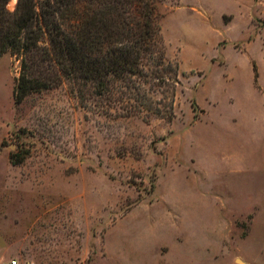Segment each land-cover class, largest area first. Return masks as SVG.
I'll return each instance as SVG.
<instances>
[{
  "label": "rangeland",
  "instance_id": "1",
  "mask_svg": "<svg viewBox=\"0 0 264 264\" xmlns=\"http://www.w3.org/2000/svg\"><path fill=\"white\" fill-rule=\"evenodd\" d=\"M161 13L171 118L105 113L46 51L29 76L52 85L17 103L0 56V264H264V0Z\"/></svg>",
  "mask_w": 264,
  "mask_h": 264
},
{
  "label": "trees",
  "instance_id": "2",
  "mask_svg": "<svg viewBox=\"0 0 264 264\" xmlns=\"http://www.w3.org/2000/svg\"><path fill=\"white\" fill-rule=\"evenodd\" d=\"M9 1L0 0V56L22 58L17 103L52 85L29 76L28 58L46 51L66 77L95 89L105 113L174 116L180 65L167 56L160 26L169 0H19L15 11Z\"/></svg>",
  "mask_w": 264,
  "mask_h": 264
},
{
  "label": "built area",
  "instance_id": "3",
  "mask_svg": "<svg viewBox=\"0 0 264 264\" xmlns=\"http://www.w3.org/2000/svg\"><path fill=\"white\" fill-rule=\"evenodd\" d=\"M8 264H18V262L16 260H12L11 262H9Z\"/></svg>",
  "mask_w": 264,
  "mask_h": 264
},
{
  "label": "clouds",
  "instance_id": "4",
  "mask_svg": "<svg viewBox=\"0 0 264 264\" xmlns=\"http://www.w3.org/2000/svg\"><path fill=\"white\" fill-rule=\"evenodd\" d=\"M16 2V0H13V3H15Z\"/></svg>",
  "mask_w": 264,
  "mask_h": 264
},
{
  "label": "crops",
  "instance_id": "5",
  "mask_svg": "<svg viewBox=\"0 0 264 264\" xmlns=\"http://www.w3.org/2000/svg\"><path fill=\"white\" fill-rule=\"evenodd\" d=\"M263 31H264V28H263Z\"/></svg>",
  "mask_w": 264,
  "mask_h": 264
}]
</instances>
